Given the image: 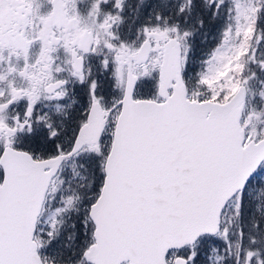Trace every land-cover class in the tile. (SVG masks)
I'll list each match as a JSON object with an SVG mask.
<instances>
[{"label": "snow or ice", "instance_id": "1", "mask_svg": "<svg viewBox=\"0 0 264 264\" xmlns=\"http://www.w3.org/2000/svg\"><path fill=\"white\" fill-rule=\"evenodd\" d=\"M0 264H264V0H0Z\"/></svg>", "mask_w": 264, "mask_h": 264}]
</instances>
